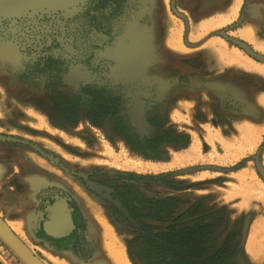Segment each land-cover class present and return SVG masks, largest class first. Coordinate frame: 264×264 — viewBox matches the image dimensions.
Returning <instances> with one entry per match:
<instances>
[{
	"label": "rangeland",
	"instance_id": "obj_1",
	"mask_svg": "<svg viewBox=\"0 0 264 264\" xmlns=\"http://www.w3.org/2000/svg\"><path fill=\"white\" fill-rule=\"evenodd\" d=\"M256 55L264 57V0H0L1 177L26 181L24 163L48 173L26 218L5 222L44 264L104 259L103 223L130 264H143L135 228L163 224L142 212L128 221L96 181L143 202L176 197L174 216L194 205L211 215L209 254L264 264V61ZM48 56L62 72H36ZM59 94L77 106L73 125L55 124ZM92 101L115 116H90ZM116 116L141 138H161L159 158L133 152ZM57 199L77 210L76 242L51 232L56 219L47 235L35 228ZM67 220L74 228L72 214ZM0 264H24L1 237Z\"/></svg>",
	"mask_w": 264,
	"mask_h": 264
},
{
	"label": "trees",
	"instance_id": "obj_2",
	"mask_svg": "<svg viewBox=\"0 0 264 264\" xmlns=\"http://www.w3.org/2000/svg\"><path fill=\"white\" fill-rule=\"evenodd\" d=\"M43 64L42 67H39ZM36 72L55 73L62 72L61 61L51 57L39 58L36 62ZM86 89L84 88V91ZM93 97V96H92ZM90 116L97 114H109L114 117L115 112L109 111L112 107L95 105L92 101ZM53 109L56 113V125H73L78 119L77 106L71 99L59 94L53 100ZM51 120L53 118L50 116ZM100 119V118H99ZM118 122V123H116ZM118 132L130 149L144 157L159 158L161 138H141L130 128L119 122L116 116ZM182 137V134L175 135ZM173 138V137H172ZM170 144H176V138L171 139ZM177 198L172 196L144 201L140 207L134 206V210H141V217L150 221H159L163 224L158 230L151 225L138 224L135 228L137 243L135 255L143 264H227L229 258L217 253L209 254L206 245L211 239V223H208L209 213L196 214L198 208L190 205L180 211L177 216Z\"/></svg>",
	"mask_w": 264,
	"mask_h": 264
},
{
	"label": "crops",
	"instance_id": "obj_3",
	"mask_svg": "<svg viewBox=\"0 0 264 264\" xmlns=\"http://www.w3.org/2000/svg\"><path fill=\"white\" fill-rule=\"evenodd\" d=\"M144 131L147 132V134L150 133L149 129ZM28 154H26L27 157L30 156ZM1 167H0V215L2 216V219L4 221H8V220L19 221V217H23V219H25L26 212L29 211V208H31L33 205L36 204L35 201L36 198L34 197L32 192L36 189V187L39 186L40 183L44 184V182H48V177H47L48 173L46 171H40L36 169L31 164L25 165L24 163V165L22 166L24 170L23 176H26L27 179L26 181L23 179L22 182H20L19 179L10 180L13 177L2 178L1 176L4 168ZM11 167L14 170H16L15 167L17 168V165L16 164L11 165V162H7L6 169H12ZM5 182L6 183L8 182V184L10 183V185H4ZM19 182L20 184L23 185H18ZM39 189L40 188H38V190ZM65 205L66 203L61 199L52 200L51 202H49L46 207V213L43 216L37 218V226L35 224L36 230L42 232L44 235H47V230H52L48 228V223L50 222V220L56 219L57 223L59 224L58 228L56 229L54 228L51 232L59 233L58 236L61 237L62 235H64L65 238L64 239L61 238V242L63 241L64 243H69L66 240V237L71 232L70 230L72 227H69V225L65 226L66 222L68 223L67 219L70 217V213L66 211ZM61 233L63 234L61 235Z\"/></svg>",
	"mask_w": 264,
	"mask_h": 264
},
{
	"label": "flooded vegetation",
	"instance_id": "obj_4",
	"mask_svg": "<svg viewBox=\"0 0 264 264\" xmlns=\"http://www.w3.org/2000/svg\"><path fill=\"white\" fill-rule=\"evenodd\" d=\"M89 178L91 176H88ZM89 183H91V185H93L94 189L95 187L100 189L102 194H106L107 199H109L110 197V201L115 204V207L117 208L118 212L125 216L126 219H128V221H130V219L133 218H137V213L138 212H142L141 210H134V206L140 207L141 204L143 203V201H139L138 199L136 200L135 196L133 195V193H131L129 190L127 189H122L121 191L118 190H110L108 188H106L104 185H101L100 183L96 182L95 183L93 181H90ZM112 197V199H111ZM106 199V198H105ZM66 201V199H65ZM117 202V203H115ZM66 211L70 214H72L73 217V222L75 224L74 228H71V232L68 234V236L66 237V240L69 243L72 242H76L78 240L79 237V232H80V227H79V222L76 216V208L75 206L71 203V201H69L66 205ZM143 213V212H142ZM56 244L58 246H62L60 245V243Z\"/></svg>",
	"mask_w": 264,
	"mask_h": 264
},
{
	"label": "bare ground",
	"instance_id": "obj_5",
	"mask_svg": "<svg viewBox=\"0 0 264 264\" xmlns=\"http://www.w3.org/2000/svg\"><path fill=\"white\" fill-rule=\"evenodd\" d=\"M27 1V0H22ZM13 4V3H12ZM1 218V217H0ZM2 219V218H1ZM3 220V219H2ZM4 221V220H3ZM5 222V221H4ZM6 223V222H5ZM55 224V221L53 223ZM6 225L13 231V227L6 223ZM104 227L106 228V231L102 232L103 240H102V249L103 254L105 255L104 259L99 260L98 262H95L96 264H130L126 253L122 246L114 239V237L111 235L110 232H108V229L106 225L103 223ZM15 234V233H14ZM16 235V234H15ZM17 236V235H16ZM18 237V236H17ZM19 238V237H18ZM20 239V238H19ZM3 240V238H2ZM21 240V239H20ZM4 241V240H3ZM22 241V240H21ZM5 242V241H4ZM23 242V241H22ZM6 243V242H5ZM24 243V242H23ZM25 244V243H24ZM26 245V244H25ZM27 246V245H26ZM30 250V249H29ZM13 251V250H12ZM31 251V250H30ZM14 252V251H13ZM15 253V252H14ZM33 253V252H32ZM16 254V253H15ZM35 254V253H33ZM17 255V254H16ZM36 255V254H35ZM37 256V255H36ZM41 261V259H39ZM42 262V261H41ZM43 263V262H42ZM44 264V263H43Z\"/></svg>",
	"mask_w": 264,
	"mask_h": 264
},
{
	"label": "water",
	"instance_id": "obj_6",
	"mask_svg": "<svg viewBox=\"0 0 264 264\" xmlns=\"http://www.w3.org/2000/svg\"><path fill=\"white\" fill-rule=\"evenodd\" d=\"M258 59L264 61L263 56L256 55ZM0 237L17 254L24 264H43L39 258L29 250V248L14 234V232L0 218Z\"/></svg>",
	"mask_w": 264,
	"mask_h": 264
}]
</instances>
